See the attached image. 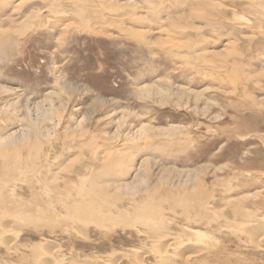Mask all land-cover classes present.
I'll return each instance as SVG.
<instances>
[{"label": "rangeland", "instance_id": "374dc122", "mask_svg": "<svg viewBox=\"0 0 264 264\" xmlns=\"http://www.w3.org/2000/svg\"><path fill=\"white\" fill-rule=\"evenodd\" d=\"M1 41L0 264H264V0H0Z\"/></svg>", "mask_w": 264, "mask_h": 264}, {"label": "bare ground", "instance_id": "6f19581e", "mask_svg": "<svg viewBox=\"0 0 264 264\" xmlns=\"http://www.w3.org/2000/svg\"><path fill=\"white\" fill-rule=\"evenodd\" d=\"M89 13H91V11L89 12ZM94 13V12H93ZM128 17V16H127ZM122 18V17H121ZM35 19V18H34ZM27 20V19H26ZM23 21V20H22ZM29 23H27L26 25H25V27L24 28H26V27H29ZM21 27V26H20ZM29 29H30V27H29ZM6 45V42L5 41H1L0 42V49L2 50H5L4 48L6 47L5 46ZM253 122V121H252ZM251 124V123H250ZM254 124V123H253ZM256 125V124H255ZM256 128H257V125H256ZM255 128V129H256ZM110 166V165H109ZM108 170V169H107ZM106 170V171H107ZM9 171V170H8ZM105 171V172H106ZM108 172V171H107ZM106 172V173H107ZM105 174V173H104ZM106 175V174H105ZM107 176V175H106ZM4 180L5 179V176H3V177H1L0 178V180ZM6 180V179H5ZM1 182V181H0ZM12 191V190H11ZM2 190L0 189V204L3 202V201H5V200H7V198L4 200V197L2 196L3 194H2ZM4 193V192H3ZM165 194V193H164ZM11 195V194H10ZM8 196V195H7ZM105 196H106V194H105ZM101 198H102V196H101ZM104 198V197H103ZM4 203V202H3ZM6 204H8L7 202H5ZM113 203V202H112ZM142 206H144V204L141 202V203H138V204H136V212L140 215V214H142V213H145V211H144V209H141V207ZM81 207H86L84 210H86V211H88L89 212V215L91 214V215H95L96 213H98V211H99V208L97 207V205H96V203H93L92 202V204H89V205H87L86 203H84V204H82L81 205ZM110 209H106V211H102V212H100L99 211V215H102L107 221H108V223L111 221V220H113V223H114V226H111L112 227V229H114V228H117V226H120V229H122V230H124L125 229V227H131L132 225H134L136 222H134V221H130V220H128V218H129V215H130V210H128V211H125V210H122L120 207H114V206H110L109 207ZM112 210H116V212H117V214L115 215V216H112V214H111V211ZM158 210V209H157ZM132 212H133V210H132ZM135 212V213H136ZM140 212H142V213H140ZM156 212V211H155ZM159 212V211H158ZM137 214V215H138ZM127 215H128V217H127ZM113 223L112 222H110V224H112L113 225ZM95 227H98V228H100V229H106L105 228V224H104V222L102 221V220H100V219H96L95 220V222H93L92 223ZM110 229V228H109ZM20 233H16V236H15V238H20V235H19ZM14 236V235H13ZM14 238V239H15ZM173 262V261H172Z\"/></svg>", "mask_w": 264, "mask_h": 264}]
</instances>
